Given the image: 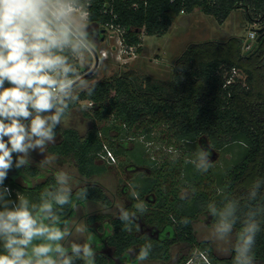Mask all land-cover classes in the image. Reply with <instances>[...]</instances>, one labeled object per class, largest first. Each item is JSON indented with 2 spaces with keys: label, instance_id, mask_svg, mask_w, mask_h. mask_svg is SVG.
Listing matches in <instances>:
<instances>
[{
  "label": "trees",
  "instance_id": "obj_1",
  "mask_svg": "<svg viewBox=\"0 0 264 264\" xmlns=\"http://www.w3.org/2000/svg\"><path fill=\"white\" fill-rule=\"evenodd\" d=\"M196 10L220 25L234 12L242 10L243 19L256 21L260 27L254 29L257 31L254 41L237 34L191 42L175 59L169 78L130 68L93 81L95 88L91 96L86 91L79 93L80 98L92 105L90 130L81 135L75 128L61 129L59 125L56 134L61 133L63 139L50 147L53 154L74 157L80 175L90 178L107 169V164L101 161L107 145L102 134L107 136L115 131L112 138H127L133 130V134L150 138L157 127L163 126L161 132L168 146L178 144L180 156L165 161L161 167L152 157L128 151L134 160L148 163L151 168L150 174L140 173L131 183L135 185L139 200H146L147 210L137 215L152 226L155 235L141 231L138 219L132 223V231L127 232L118 217L100 225L102 235L94 233V243L104 241L114 248L115 258H127L128 264L132 262L129 249L135 247L139 252L147 242L152 244L150 259L170 262L172 246L181 243L184 250L180 251L178 263L186 262L192 256L189 252L198 248L209 254L212 264H232L234 253L219 255L211 241L197 237L194 221L207 210L210 201L219 205L226 196L240 200L242 214L249 203L250 186L257 179L264 181V0H89V30L94 39L101 40L111 25L118 27L123 31V45L127 49L134 46L141 52L143 34L164 35L175 20ZM246 46L249 49H245ZM233 68L238 69L241 77L236 76L234 81L227 83ZM79 105L80 102L71 109ZM106 120L111 123L103 128L96 123ZM205 141L219 150L239 145L243 149L242 157L225 172L217 166L202 173L186 161L195 159V153L204 148ZM110 147L117 157L128 155L122 147L113 144ZM176 170L180 176L169 179L167 175ZM38 174L36 166L14 167L4 182L11 189L10 199L15 200L16 194L23 192L22 195L38 202L40 192L55 184L54 177H48L34 188L25 187L16 180L18 176L29 179ZM205 180L207 187L203 185ZM82 188L88 191L87 201L110 204L103 188L93 183L73 189L74 200ZM184 188L186 195L181 199ZM149 193L152 195L145 198ZM260 196H264V187ZM260 196L251 203L259 202ZM137 202L132 195L126 209L136 211L133 206ZM73 212L65 207L63 216L71 218ZM185 217L190 221L187 225L181 223ZM103 219V215L96 214L88 221L95 223ZM260 219L262 230L256 236L254 264H264V217ZM240 227L238 222L235 232ZM76 264H83V261L77 260ZM96 264L116 262L99 251Z\"/></svg>",
  "mask_w": 264,
  "mask_h": 264
},
{
  "label": "clouds",
  "instance_id": "obj_2",
  "mask_svg": "<svg viewBox=\"0 0 264 264\" xmlns=\"http://www.w3.org/2000/svg\"><path fill=\"white\" fill-rule=\"evenodd\" d=\"M88 7L89 0H0V264H76L77 260L96 264L95 234L85 222L63 216L65 207L78 212L88 196L82 188L73 199L74 178L68 171L54 173L55 184L40 192L38 202L19 193L10 199L11 189L4 184L14 167L31 164L32 151L45 153L56 142V129L79 103L80 91L93 94L95 83L80 71L94 50ZM210 155L201 147L195 159L186 162L204 173L212 166ZM55 161V156H45L39 166ZM262 187L260 179L252 183L242 214L238 199L226 196L219 205L207 204V214L213 218L207 238L228 245L224 251L234 253L232 264H254L253 249L264 217ZM132 195L138 201L136 211L118 206L117 213L127 232L132 231L137 212L147 210L138 193ZM185 195L186 190L181 199ZM258 196L260 201L251 203ZM189 222L181 219L184 225ZM238 222L241 227L233 242ZM151 249L150 242L140 247L137 264L149 257Z\"/></svg>",
  "mask_w": 264,
  "mask_h": 264
},
{
  "label": "rangeland",
  "instance_id": "obj_3",
  "mask_svg": "<svg viewBox=\"0 0 264 264\" xmlns=\"http://www.w3.org/2000/svg\"><path fill=\"white\" fill-rule=\"evenodd\" d=\"M87 22L89 24L88 18ZM259 27L260 24L258 22L243 19L242 10L234 12V16L229 17V19L222 25L208 15L206 16L200 10H196L191 15L185 16L184 18L179 17L175 20L168 33H166V36L143 34L142 51L134 54L127 53L125 48L121 49L118 42L117 32L109 29L106 32L105 38H102L101 40H93L94 50L88 56L85 65L81 67L80 71L83 74V78L88 80L90 83L100 78H108L117 73L127 71L130 68L141 71L143 70L152 76L169 78L172 74V67H174L175 59L191 42L221 39L237 34L244 35L246 39H248L250 31L258 29ZM254 40L255 39H251V41ZM245 49H249V47L246 46ZM102 51L107 53L105 57L102 56ZM119 53H121V58L118 56ZM238 76L241 77V74H238ZM79 102L80 105L75 106L70 110V115L60 126L63 129L69 127L75 128L81 135H84L92 126L90 115L93 110L90 101L87 99L80 98ZM81 105L85 106L84 110H81ZM96 123L100 128H103L108 126L111 122L110 120H106L96 121ZM161 129H163V126L157 127V131L153 133L150 138L137 132V134H133V130H131L127 138H112V135H116L115 131H111L107 136L102 134L107 146L110 147V145L113 144L114 147H122L126 149V153L128 155H120L116 158L115 162H112L111 164L106 163L107 169L105 172L93 175L90 178L82 177L80 175L78 171V164L74 158L64 159V161L59 163L55 161L54 165L41 168L39 163L45 158V156H54L49 152V147L52 144L48 145L45 153H40L38 150L32 151L30 153L32 161L30 165L39 167L41 174H49V172L54 174L55 171L61 169L68 171L74 178L73 189L87 183H93L101 186L107 193L110 204L104 205L101 202L88 200L86 204L79 205V211L73 212L71 218L77 221L85 222L89 226V231L92 233L97 232L102 235V232L99 229L100 225L103 222H110L111 219L118 217V206L126 208L131 203L132 193L136 190L135 185L131 183V180L137 177L140 173L144 175L151 173V168L148 163H139L134 160V158L129 156L128 151H132L138 155H143V157H152L156 159L159 167H161L165 161L175 159L180 156L181 152L176 148L178 147V144L175 145V147H169L168 143L165 142L166 140H164L162 136ZM202 145L205 150H208L211 153L209 157L212 162L211 167L218 166L222 172L227 171V169L235 163L239 157L241 158L243 154V149L239 145H237L238 152L236 147L230 150L216 149L208 141H205ZM178 175V171L176 170L173 174H169L167 176L169 179H174ZM43 179L44 178L41 176H30L29 181H26L23 177H19L16 180L25 187L32 186V188H34V186L39 184ZM180 185L181 184L178 186ZM203 185L204 187H207L206 180ZM183 190L185 191L186 189L184 188ZM19 194L22 195L23 192H20ZM151 195L152 194L149 193L145 196V198H148V196ZM143 202L146 203V200H143ZM96 214L103 215L104 219L95 223H90L88 219ZM137 219L141 231H152V226L150 224H146L140 214L137 215ZM212 219L213 218L207 214L206 210L194 221L196 235L199 239L208 240L207 228L211 226V223L213 222ZM232 239L234 242L235 230L233 232ZM78 242L82 243L83 240ZM212 244L219 255H230L226 254L224 251L228 245H219L213 242ZM97 245L100 246L98 247ZM181 245V243H177L172 246V253L174 256L179 255L180 251L184 250ZM93 247L96 248V255L99 251L104 252L108 258L115 261L116 264H124L127 260V258H115L113 255L114 248L108 246L104 241L98 244L94 243ZM132 249H134V252L130 253L129 259L132 260L130 264H137L135 255L138 253V250L135 247ZM198 251L199 249L195 248L191 250L189 254L194 255ZM142 264H165V262L158 259L147 258L142 262ZM170 264H174V262Z\"/></svg>",
  "mask_w": 264,
  "mask_h": 264
},
{
  "label": "built area",
  "instance_id": "obj_4",
  "mask_svg": "<svg viewBox=\"0 0 264 264\" xmlns=\"http://www.w3.org/2000/svg\"><path fill=\"white\" fill-rule=\"evenodd\" d=\"M109 29H112L113 31H116V32H117V36H118V40H119L118 42H119V44H120V46H121V49H122V48H125V51H126L127 53H130V54H134V53L137 52V51H136V48H135L134 46H130V47H128V49H127V48L123 45V42H122L123 31H122L120 28H118V27H114L113 25H111V26L108 28V30H109ZM256 33H257L256 30H252V31H250V33H249V38H250V39H254L255 36H256ZM121 49H120V51H121ZM106 54H107L106 52L102 51V56H103V57H105ZM118 56H119V58H121V53H119ZM103 57H102V58H103ZM238 74H239L238 69L233 68V69H232L231 76H230V78L227 80V83H231L232 81H234V78H235L236 76H238ZM102 157H103L104 159H106L107 161L111 162V163L116 161V157H115L113 151H112L111 149H109L108 147H105V151L103 152ZM7 187H8V186H7ZM9 188H10V187H9ZM202 262H204L205 264H212L211 259H210V257H209V254H208L207 252H205V251H198V253H197L196 256H193V255H192V256H191L186 262L178 263V264H201Z\"/></svg>",
  "mask_w": 264,
  "mask_h": 264
},
{
  "label": "crops",
  "instance_id": "obj_5",
  "mask_svg": "<svg viewBox=\"0 0 264 264\" xmlns=\"http://www.w3.org/2000/svg\"><path fill=\"white\" fill-rule=\"evenodd\" d=\"M207 16V15H206ZM232 16H234V15H232ZM210 17V16H209ZM181 18H184V17H182L181 16ZM168 33V32H167ZM165 36H166V33L164 34ZM164 35H161V36H164ZM157 36V35H156ZM61 129H63L62 127H61ZM65 129V128H64ZM56 139H57V141L54 143V144H52V145H55V144H57V143H60L61 141H62V139H63V137H62V134L61 133H59V134H57V137H56ZM51 145V146H52ZM50 146V147H51ZM50 147H49V152H50ZM51 153V152H50ZM52 155H54L55 157H56V161L59 163V162H62V161H64V159H68V158H74V157H72V156H63V155H57V154H53V153H51ZM35 166V165H34ZM37 167V166H36ZM38 169H39V174L37 175V176H41L42 178H44L41 182H44L48 177H54V174H51L50 172H49V174H41L40 173V168L38 167ZM79 171V170H78ZM56 172V171H55ZM82 176V175H81ZM19 177H25V176H18V178ZM83 177V176H82ZM87 178V177H86ZM26 181H29V179L28 178H24ZM40 182V183H41ZM82 186V185H81ZM198 253V252H197ZM197 253L196 254H194L193 256H196L197 255ZM180 254L181 253H179V255H176V256H174L173 255V253H172V259H171V261L170 262H165V264H170V263H172V262H174V264H178V258L180 257ZM201 264H205L204 262H202Z\"/></svg>",
  "mask_w": 264,
  "mask_h": 264
},
{
  "label": "flooded vegetation",
  "instance_id": "obj_6",
  "mask_svg": "<svg viewBox=\"0 0 264 264\" xmlns=\"http://www.w3.org/2000/svg\"><path fill=\"white\" fill-rule=\"evenodd\" d=\"M105 147H108L109 149H111L109 146H107V145H105ZM105 147H104V151H105ZM112 150V149H111ZM114 153V152H113ZM115 155V154H114ZM115 157L117 158V156L115 155ZM101 161H102V163H110L111 164V162H109V161H107L106 159H104L103 157H102V155H101ZM9 176H10V172L8 173V177L7 178H9ZM146 232V231H145ZM147 233H150L151 235L152 234H154L153 233V230L152 231H150V232H147ZM0 250H2V249H0Z\"/></svg>",
  "mask_w": 264,
  "mask_h": 264
},
{
  "label": "water",
  "instance_id": "obj_7",
  "mask_svg": "<svg viewBox=\"0 0 264 264\" xmlns=\"http://www.w3.org/2000/svg\"><path fill=\"white\" fill-rule=\"evenodd\" d=\"M98 62V61H97Z\"/></svg>",
  "mask_w": 264,
  "mask_h": 264
}]
</instances>
